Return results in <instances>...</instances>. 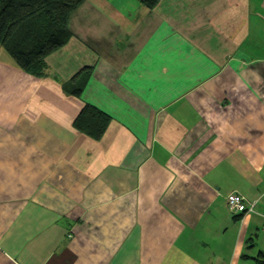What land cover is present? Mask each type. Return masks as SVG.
Segmentation results:
<instances>
[{
	"label": "crops",
	"instance_id": "crops-1",
	"mask_svg": "<svg viewBox=\"0 0 264 264\" xmlns=\"http://www.w3.org/2000/svg\"><path fill=\"white\" fill-rule=\"evenodd\" d=\"M69 21L40 78L0 45V264H253L264 0H85ZM87 103L111 117L99 140L73 126Z\"/></svg>",
	"mask_w": 264,
	"mask_h": 264
},
{
	"label": "trees",
	"instance_id": "trees-1",
	"mask_svg": "<svg viewBox=\"0 0 264 264\" xmlns=\"http://www.w3.org/2000/svg\"><path fill=\"white\" fill-rule=\"evenodd\" d=\"M85 0H0V45L16 64L37 78L47 74L46 58L63 47L73 36L70 17ZM149 9L160 0H137ZM78 74L63 83L64 91L80 95L88 83L90 71ZM111 117L91 103L85 104L73 121L75 128L89 137L99 140L108 127ZM250 239H248L249 242ZM253 242L248 244L252 247ZM244 258H251L243 254ZM253 264H264L260 251L252 257Z\"/></svg>",
	"mask_w": 264,
	"mask_h": 264
},
{
	"label": "built area",
	"instance_id": "built-area-1",
	"mask_svg": "<svg viewBox=\"0 0 264 264\" xmlns=\"http://www.w3.org/2000/svg\"><path fill=\"white\" fill-rule=\"evenodd\" d=\"M228 210L234 214L246 215V213L254 212L256 202H249L239 192L233 191L225 198Z\"/></svg>",
	"mask_w": 264,
	"mask_h": 264
}]
</instances>
